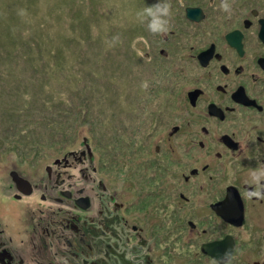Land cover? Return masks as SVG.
I'll list each match as a JSON object with an SVG mask.
<instances>
[{
	"label": "flooded vegetation",
	"instance_id": "1",
	"mask_svg": "<svg viewBox=\"0 0 264 264\" xmlns=\"http://www.w3.org/2000/svg\"><path fill=\"white\" fill-rule=\"evenodd\" d=\"M228 2L230 12L221 0L169 3L157 43L166 48L145 45L144 57L178 46L185 91L175 107L164 97L148 104L157 90L136 81V108L133 78L121 77L131 72L118 73V150L101 144L99 153L92 134L85 149L60 153L37 146L33 130L7 136L0 264H264V199L248 196L251 174L264 169V0ZM106 126L104 143L110 117Z\"/></svg>",
	"mask_w": 264,
	"mask_h": 264
},
{
	"label": "rangeland",
	"instance_id": "2",
	"mask_svg": "<svg viewBox=\"0 0 264 264\" xmlns=\"http://www.w3.org/2000/svg\"><path fill=\"white\" fill-rule=\"evenodd\" d=\"M16 3V0H0V24H2L7 15L11 14L9 13V10L12 8V2ZM22 2H26L28 0H20ZM19 1V2H20ZM98 0H51L49 2H44V8L45 13L46 12H52V13H60L63 10L67 13H69L70 10H74L75 12L83 11L85 8L88 9L87 13L92 10L93 13H96L97 17L101 20H98L97 23H89L90 26V35L91 39L87 38L86 40H82V45L87 46L88 49H91V58L92 56L95 58L98 68L90 65V62L87 60L88 65L90 69L94 70L93 72H98L102 75H105L106 77L111 76L112 82L110 83L109 87L105 86L104 84L108 83L107 78H101L100 80L98 77H94V81L88 77L90 75L91 70L88 68L87 64H82L84 66H78V71L80 72L79 75L81 76V79L77 85V91L75 92L79 103H80V113L76 117L75 120L72 121L73 126L71 128L65 127L66 123L62 117L59 116V114L55 111L58 110V108L53 109V107H45L41 104H55L58 106L60 103H63L67 105L69 103L70 95H71V85L69 80L70 79V70L68 65H62L59 64L57 67H55V64L51 59L48 57L53 55L51 54L54 52V45H51L47 38H44L45 46H39L40 49V56L44 57L45 61V68H44V75H40L37 80H34L33 87L36 88L37 84L38 87L42 89L41 84L44 82V90L43 92H38L37 94L34 92L33 94H27L25 93L26 90L24 84L27 82V78L22 76L21 80L22 83L19 84V90L14 89L11 93H3L0 95V102L5 104H13L16 106H20L22 103L31 102L33 99L35 103H38L36 108H33L32 111L36 110L37 118L39 119L40 123H37L35 127H30L25 125V120L28 119L27 115L19 116V118L16 119L15 129H10V132L7 133V129L9 128L8 124L5 125L6 121L8 119L16 118V113L9 107V117L7 120H5V117H2V115L6 114V110L2 107H0V138L1 136H4L5 141H2L0 143V151L2 150V147L4 144H6V141L11 138H24L29 137L26 130H33L34 132L31 134L33 137L37 138V146L40 143H46V152H51L52 148L54 151L59 152L65 151L67 152V149L70 147H74L76 145L77 150L85 149L86 143H88L87 137L90 136L92 127H101L100 122H96L94 125L90 124L89 121L91 118H97L101 119L102 116L98 110L87 108L85 105V98L86 96H90V100L93 104H95V108H100L102 105H104V99L102 97V93L109 95L111 93L110 98L107 99L106 107L108 110L107 113H111L112 115L109 116L112 119V132L116 136L118 132L121 131L122 125L123 127L125 124L122 122V119L119 118V121H116L114 118L113 110H118L119 103H116V96L118 95L117 89L119 88V84L117 82L118 79V73L123 71H128L131 73H124L121 74V77L125 80H131L133 78V84H135L136 81H140L142 85H144L145 89L147 90H157L158 93H154L146 100V102L149 104L158 105L159 99L161 97L166 98L168 105L171 104L172 107H175L179 103V99L182 96V93L185 91L183 90L181 86V80L184 76L188 75L187 69L189 67L186 66L182 58L180 57L179 53V47L173 48V53L168 54L164 58V56L158 54L157 52H152L153 49L158 46V49L161 47L166 48L165 44L158 45L157 43L159 41H162L161 35H153L151 34L147 29V24L139 22L137 18V14L139 12H142L145 7L152 6L156 3H170L172 0H102L105 4L100 6L97 3ZM175 0H173L174 2ZM17 5V4H15ZM98 5L101 7L98 8ZM181 6V4H180ZM179 6V8H180ZM68 8V9H67ZM21 10L20 7H17V11L19 12ZM26 11L21 10V21L22 24L20 26L21 31L20 34L22 37L26 36L27 33L30 30V25L32 23V17L29 16L28 13H24ZM70 14V13H69ZM103 17L105 19H103ZM117 17L115 23L119 22L121 23V27H117L112 31L111 29V23L109 22V18L114 19ZM45 18V17H44ZM42 18L39 17L36 20V24L38 25V29L42 27V25H39V20ZM92 22V21H91ZM128 22H132V25H129ZM71 20L69 19H63L62 22V28L60 29L61 34L66 33L65 27L70 26ZM84 21H81L80 23H76L75 26V33L79 35V32L82 33L86 32V28H88V25L85 26ZM44 28V27H43ZM80 30V31H79ZM140 31L139 35L137 34V31ZM53 33L55 31H52L50 37H54ZM99 33V34H98ZM85 34V33H82ZM80 34V35H82ZM94 34L99 35L97 42L93 41ZM102 35L107 37V44L105 47H109L108 49L104 48V42L102 43ZM46 36V35H44ZM141 37H147V38H141ZM120 41L121 46L113 47L114 43L116 41ZM146 41V43H144ZM36 42V41H35ZM154 42V48L152 49V44ZM93 43V44H91ZM101 44V46H100ZM93 45V46H92ZM145 45H148V51L152 49L150 52L148 59H146L145 56ZM38 47V45H37ZM70 49V46L68 47ZM107 50V51H106ZM115 51V54H114ZM112 54H114L112 56ZM37 55V54H36ZM34 55V57L36 56ZM136 56L141 60L137 64ZM67 57V56H66ZM85 57L88 58V55L85 54ZM150 58V59H149ZM68 59V57H67ZM71 61H68V64ZM15 66L21 67L26 70L28 67H31V65L28 66V63L26 65L21 64H14ZM103 66V67H102ZM102 67V68H101ZM173 67H177L178 71L175 70ZM114 69L115 71L111 70ZM22 69V70H23ZM106 71H105V70ZM19 70V69H18ZM22 71L21 74H24L25 71ZM43 71V69H42ZM21 72V71H20ZM9 70L7 69V64L0 67V93L2 92V82L4 79L8 78ZM29 74V73H28ZM128 74V75H127ZM26 75V74H24ZM166 75V76H165ZM191 76V73L189 74ZM169 76H175L173 78V84H170L169 86V80L167 79ZM176 81V83H175ZM13 82V80H11ZM14 82H17L14 80ZM90 84L93 85V87L90 86ZM56 86V89H63L62 91L65 94H61L62 96L58 98L54 102V99H50V96L52 95L50 90ZM60 89V90H61ZM140 94L137 98L133 96L131 93ZM134 90V91H133ZM182 91V93H181ZM129 95L132 101L136 104V108L138 105H140V98H142L144 95V90L142 86L136 85L134 89H129ZM97 95H101L98 97ZM28 98H30L28 100ZM74 98V97H73ZM72 98V99H73ZM49 99L48 102L45 100ZM172 100V102H171ZM34 102H32V105L34 106ZM145 102V100H144ZM109 103H116L113 104L115 106L110 107ZM123 104V101L121 102ZM120 104V105H121ZM167 105V106H168ZM165 106V107H167ZM87 108V109H86ZM88 109L92 112L91 115H86ZM119 113V112H117ZM137 112H134L136 114ZM125 114V113H124ZM26 127V128H25ZM8 135V138H7ZM53 137L55 138V141L53 144H49L48 141L52 140ZM109 149L112 148V145L106 144ZM49 146V147H48ZM56 149V150H55ZM99 150L98 152H103L104 148L103 146L97 147ZM107 161V159H106Z\"/></svg>",
	"mask_w": 264,
	"mask_h": 264
},
{
	"label": "trees",
	"instance_id": "3",
	"mask_svg": "<svg viewBox=\"0 0 264 264\" xmlns=\"http://www.w3.org/2000/svg\"><path fill=\"white\" fill-rule=\"evenodd\" d=\"M19 1L20 0H16V3L14 1L12 2V8L9 10V13L11 14H8L5 21L2 24H0V67L7 64V69L9 70L8 78L4 79L2 82L3 89L0 95L3 93L13 94L12 91L15 88L19 90L20 88L18 85L22 83V80H21L22 76L23 77L25 76L27 78V82L24 84L25 86L24 90H26L25 93L33 94L35 92L37 94L38 92H43L44 85H45L44 82L41 84L42 89L41 87L40 88L38 87L39 86L38 84H37V87L34 88L33 84L35 83L34 80H37L40 75H44L45 61L43 60L44 57L40 56L41 52H40L39 46H45L44 38H47L49 43L51 45H54V52L51 53L53 57L49 55L48 57L51 59V61H53V63L55 64V67H57L59 64L68 65L69 67L70 79H71L69 80L70 85H71V95H70L69 103L67 105L63 103H60L58 106H56L55 104H41V105L42 107L45 106L47 108L49 107H53V109L58 108V110L55 112H57L59 116L64 119L66 123L65 127L67 126L71 128L73 126L72 121L75 120L76 114L77 116L79 115L80 113L79 110L81 107L79 100L75 94V92L77 91V85L81 79V76L79 75L80 72L77 70L78 69L77 65L81 66L82 64H87L88 68L90 69L88 62H87V60L90 58L88 60L90 62V65L91 66L95 65L96 68L99 67L95 58L93 56L91 58V49L89 50L87 46L82 45L83 44L82 40H86L87 38L91 39V35H90L91 33L89 30L91 24L90 25L88 24L97 23L98 20L102 19V17L101 19H99L96 13H93L92 10L87 13L88 9L86 8L83 11H79V12H75L72 9L69 11L70 14L68 12L66 13L64 10L60 13H52V12L45 13L44 12L45 11L44 2H49L51 0H28L26 2H22V1L19 2ZM97 3L100 6L105 4L102 0H98ZM99 5H98V8L100 7ZM17 7H20L21 10L26 11L24 13H28L29 16L32 17V23L30 25V30L27 33V35L24 37H22L20 34V32H22L20 26L23 21H21V13H20L21 10H19L18 12ZM39 17L42 18L41 20H39V25L40 26L42 25L40 30L38 29L37 27L38 25L36 24V20ZM63 19H69L71 20V23H70V26H67L64 28L66 33L61 34L60 29L62 28ZM103 19L105 18L103 17ZM109 19H110L109 22L111 23L112 31L116 29L117 27L118 28L121 27V23L119 22L115 23L117 17H115L114 19L112 18H109ZM81 21H84L85 26L88 25V28H86V32H84V30L82 31V33H85V34H82L81 32H79V35H77L74 29H75L76 23L78 22L80 23ZM128 24L132 25V22H128ZM52 31H55V33H53L54 35L53 38L50 37ZM98 34H96V36L92 34L93 41L97 42V39L99 37ZM103 42H104V48L108 49L109 47H105L107 44L106 43L107 37H105L104 35H102V43ZM69 46H70V49H68ZM116 46H121L119 40L116 41L113 45V47H116ZM85 54L88 55V58L85 57ZM114 54H115V51H114ZM114 54H112V56ZM34 55L36 56L34 57ZM66 56L68 57V59ZM68 61H71V62L68 64ZM27 63H28V66L31 65V67H28V69L26 70H24L22 67L20 70V67L14 65V64L26 65ZM80 63L82 64L80 65ZM22 69L25 71L24 74L26 75L21 74L23 71ZM90 70L92 73H90L88 77L90 79L92 77L91 80L94 81V77H98L99 80L101 78H107L106 81L108 80V83L104 85L107 86V88L109 87L110 83L112 82L111 76L106 77L105 75H102L98 72H93L94 70L92 69ZM111 70L115 71L113 68ZM119 78L120 76L118 74L117 82ZM11 80H13V82H11ZM14 80H16L17 82H14ZM90 86L93 87L92 84H90ZM60 89L61 88L56 89V86H55L54 88L50 90L52 94L50 96V99L51 100L54 99V102L62 96L61 94H65L62 91L63 89L61 90ZM117 92H118V89H117ZM110 95L111 93H109L108 96L107 94L102 93V97L105 101L103 102L104 105H102L98 109L95 108L94 106L95 104L91 102L89 95L86 96L85 98V105L87 106V108L98 110L102 116L101 119H97V118L90 119L89 121L90 124L94 125L96 122H100V126H101V127L97 126L95 128L92 127V130L90 133L92 134L91 136H93L94 139L100 136V140H99L100 146L101 144L106 145L108 143L112 145L111 149L116 151L118 150V146L121 142L120 135L116 134L115 136L114 134H112L107 139L106 143H104L105 136L107 135L106 122H107L108 117L112 115L110 112L107 113L108 110H112V109H107L106 107V102H107V99L110 98ZM118 95L116 96V101H117L116 103H119V106H120L121 101L119 99L120 97L119 92H118ZM97 96L100 97L101 95H97ZM29 99L30 98H28V100ZM48 100L49 99H46L45 101L48 102ZM32 102H34L33 99L31 100V102L20 104V106H16L13 104H5V103L0 102V107L4 108L7 111L5 115H2V117H5V120H7V118L9 117V114H8L9 110L12 109L16 113L15 119H13L11 116V118L8 119L5 123L6 126L7 124L9 126V128L7 129L8 130L7 133L10 132V129L12 128L15 129V124L17 122L16 119L19 118L20 115L28 116L27 121L30 124L26 126L33 127L32 123L34 124V126L37 123H40L39 119L37 118L38 111L36 110L32 111L33 108H36L38 103L34 102L35 105L33 106ZM116 103H109V105L110 107H113L116 105ZM9 107H12V108L9 109ZM117 112L121 113L122 107H120V109L118 107V110H113V114L116 113V115H114V118H116V116L118 115ZM91 114L92 112L88 109L86 115H91ZM95 135H97V137Z\"/></svg>",
	"mask_w": 264,
	"mask_h": 264
},
{
	"label": "clouds",
	"instance_id": "4",
	"mask_svg": "<svg viewBox=\"0 0 264 264\" xmlns=\"http://www.w3.org/2000/svg\"><path fill=\"white\" fill-rule=\"evenodd\" d=\"M221 9L230 12L231 5L228 0H221ZM171 5L169 3H156L155 5L145 7L142 12L137 14L141 23L147 24L148 31L153 35H166L170 28ZM264 169L254 171L251 174V182L257 185V190L248 193L249 198L256 197L264 199Z\"/></svg>",
	"mask_w": 264,
	"mask_h": 264
},
{
	"label": "water",
	"instance_id": "5",
	"mask_svg": "<svg viewBox=\"0 0 264 264\" xmlns=\"http://www.w3.org/2000/svg\"><path fill=\"white\" fill-rule=\"evenodd\" d=\"M186 10H187V14H188L189 17H191V18H197L195 16H192V14L193 13H196V12H199V9H197V8H188L187 7Z\"/></svg>",
	"mask_w": 264,
	"mask_h": 264
}]
</instances>
